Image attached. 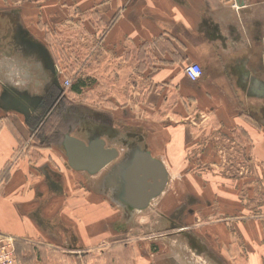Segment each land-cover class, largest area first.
Segmentation results:
<instances>
[{
  "label": "crops",
  "instance_id": "crops-1",
  "mask_svg": "<svg viewBox=\"0 0 264 264\" xmlns=\"http://www.w3.org/2000/svg\"><path fill=\"white\" fill-rule=\"evenodd\" d=\"M75 3L73 9L87 16L83 27L89 44L102 48L112 85L104 88L96 81L89 88V111L105 118L80 121L88 128L73 139L85 146L101 142L114 150L110 163L132 150L133 158L146 153L161 163L167 176L191 163V135L199 127L208 155L216 154L214 147L223 141L245 149L252 179L244 203L252 209L257 203L264 206V122L249 114L264 110V0ZM193 63L203 72L197 82L184 74ZM89 77L100 79L101 74L93 71ZM75 89L80 94L83 86ZM123 110L136 121L131 134L115 127V119H128ZM191 112L199 117L198 126L185 121ZM25 117L6 104L0 86V233L16 239V254L28 253L25 264H193L174 240V249L164 252L157 251L151 239L120 241L129 233L127 219L116 212L110 184L98 178L110 163L95 173L73 168L62 145L33 136ZM129 135L136 136V148ZM204 169L200 171L207 173L211 167ZM225 185L218 187L228 188ZM166 186L161 195L168 193ZM235 188L234 198L231 186L229 229L223 224L229 209L218 198L205 200L196 219L217 247L225 232L229 237L239 233L234 223L240 220L241 201L239 186ZM164 206L170 217L178 203L168 199ZM257 214L247 219L246 231L264 246V213Z\"/></svg>",
  "mask_w": 264,
  "mask_h": 264
},
{
  "label": "rangeland",
  "instance_id": "rangeland-1",
  "mask_svg": "<svg viewBox=\"0 0 264 264\" xmlns=\"http://www.w3.org/2000/svg\"><path fill=\"white\" fill-rule=\"evenodd\" d=\"M76 6L75 0H0L2 97L9 107L25 114L33 136H45L47 142L62 145L64 150L66 139L82 136V130L86 131L88 128L81 125L80 121L90 118L103 122L105 118L95 111H89L88 107L93 106L87 102L90 98L89 88L96 81L103 84L101 86L104 88L112 85V80L106 78L107 73L104 71L102 48L89 44L83 27L87 16L78 14L73 9ZM94 56L101 60L94 61ZM55 68L58 69V77ZM93 71H98L101 78L90 79L89 74ZM65 80L70 82L69 89L62 87ZM114 82V85L118 83L117 80ZM79 86H83V89L80 94H76L75 88ZM102 91L104 92L103 88ZM93 108L103 112L101 108ZM122 113L123 116L130 114H127V110ZM195 114L196 112H191L185 121L198 126L200 121ZM249 114L253 118L257 116V121L264 122V110ZM131 117L128 115V119H115V127H124L129 133L135 132L136 121L131 120ZM199 134V127L192 131L194 158L190 160L191 163L187 164L186 161V164L177 167V173L167 174L168 193H159L142 210L133 209L124 201L125 175L135 150L121 155L119 160L110 163L100 173L98 178L110 184L109 194L117 205V214L121 212L127 219L129 233L120 241L151 239L159 252L174 249L175 246L193 264H264L263 242L260 244L262 240L251 238L252 232L250 235L246 231L247 219L257 216V213H264V206L257 203L252 209L244 203V200H248V186L252 179L246 169V151L231 142L223 141L214 147L216 154L212 151L208 155L207 144L203 143ZM129 136L133 137V147L136 148V136ZM184 165L188 167L183 169ZM205 167L211 169L207 173L200 171ZM222 183L228 188H219L218 185ZM231 186L234 187V198L237 193L235 187L239 186L240 220L239 223H234L239 233L229 237L225 232L217 247L212 237L202 233L205 226L201 228L196 219L205 200L214 202L213 199L218 198L229 209L224 212L223 218V224L229 229L233 216L230 212L233 194ZM168 199L178 203L170 217L168 208L164 206ZM195 212L197 216L191 217L190 213L193 215ZM174 215L176 221L172 219ZM235 217L237 216L234 215L233 218ZM253 232L256 234L258 227L253 228ZM173 240L174 246L171 245ZM253 245H257L259 251H255ZM23 258H29L28 253L20 256L17 252L18 264H25Z\"/></svg>",
  "mask_w": 264,
  "mask_h": 264
},
{
  "label": "water",
  "instance_id": "water-1",
  "mask_svg": "<svg viewBox=\"0 0 264 264\" xmlns=\"http://www.w3.org/2000/svg\"><path fill=\"white\" fill-rule=\"evenodd\" d=\"M64 146L70 165L77 170H87L91 173L99 171L116 157V152L104 148L101 142L85 146L75 139L68 138ZM166 180L167 176L161 163L151 159L146 153H138L127 168L124 201L133 209L142 210L162 191Z\"/></svg>",
  "mask_w": 264,
  "mask_h": 264
},
{
  "label": "built area",
  "instance_id": "built-area-1",
  "mask_svg": "<svg viewBox=\"0 0 264 264\" xmlns=\"http://www.w3.org/2000/svg\"><path fill=\"white\" fill-rule=\"evenodd\" d=\"M262 55L264 58V41L262 43ZM202 68L193 63L184 69V74L190 82H197L202 76ZM64 89L70 88V82L62 83ZM0 264H18L16 254V239L13 236L0 233Z\"/></svg>",
  "mask_w": 264,
  "mask_h": 264
},
{
  "label": "flooded vegetation",
  "instance_id": "flooded-vegetation-1",
  "mask_svg": "<svg viewBox=\"0 0 264 264\" xmlns=\"http://www.w3.org/2000/svg\"><path fill=\"white\" fill-rule=\"evenodd\" d=\"M55 73H56V76L58 77V69L55 68Z\"/></svg>",
  "mask_w": 264,
  "mask_h": 264
},
{
  "label": "trees",
  "instance_id": "trees-1",
  "mask_svg": "<svg viewBox=\"0 0 264 264\" xmlns=\"http://www.w3.org/2000/svg\"><path fill=\"white\" fill-rule=\"evenodd\" d=\"M76 90V89H75Z\"/></svg>",
  "mask_w": 264,
  "mask_h": 264
}]
</instances>
